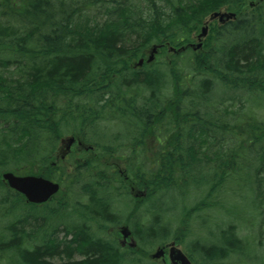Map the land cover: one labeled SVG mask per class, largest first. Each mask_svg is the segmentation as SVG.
I'll return each mask as SVG.
<instances>
[{
    "label": "trees",
    "instance_id": "trees-1",
    "mask_svg": "<svg viewBox=\"0 0 264 264\" xmlns=\"http://www.w3.org/2000/svg\"><path fill=\"white\" fill-rule=\"evenodd\" d=\"M223 8L236 17L213 25L201 51L189 48L184 57L170 50L194 42L206 18ZM154 45L156 63L135 67ZM69 131L84 143L82 159L93 157L100 168L51 173L58 139ZM117 160L128 163L124 174ZM247 169L264 202L263 2L0 0V264L124 260L87 224L67 223L60 237L57 209L27 202L2 179L5 170L65 181L66 188L80 180L97 207L99 190L109 197L146 190L138 250L126 260L159 264L151 251L187 242L193 221L225 208L214 198L236 175L247 179ZM102 212L115 220L112 210ZM236 228L213 240L192 235L187 254L194 264H229L247 247Z\"/></svg>",
    "mask_w": 264,
    "mask_h": 264
},
{
    "label": "rangeland",
    "instance_id": "rangeland-1",
    "mask_svg": "<svg viewBox=\"0 0 264 264\" xmlns=\"http://www.w3.org/2000/svg\"><path fill=\"white\" fill-rule=\"evenodd\" d=\"M259 3H264V0H254ZM221 12H229L226 10V8H223L220 10ZM213 14L209 15L206 18L205 24L203 26L207 29L206 36L202 39L198 38L199 33H201V30L195 33L194 36V43L199 42H206V38L208 37L210 31L213 28V25L220 26L223 24L220 22L219 18H212ZM236 17V16H235ZM203 45L198 48L199 51L203 48ZM152 48L150 47L145 54V59L147 60ZM186 52V56L191 55L189 53V50L184 49L182 50ZM171 52L168 51L167 55H170ZM161 52L157 50L154 53V58L152 60L153 63H156V57L160 56ZM171 60V58H169ZM137 62H135V67H138L136 65ZM148 62L145 64H150ZM218 59L214 60L215 68H217ZM145 66H140V68H143ZM148 67V66H146ZM246 97H243V101L245 103L247 102ZM250 104V102H247ZM237 106H234L233 108H236ZM262 113H260L259 116H261ZM113 133H119V131H112L109 133V139L108 142L110 143L113 139L112 135ZM124 133V132H122ZM72 134L67 132L62 136L60 139H58L57 144V150L55 154H53V158H51L52 162V169L56 177L59 175H62L65 173L72 174L75 170L76 166H88L90 165L91 170H95L97 168H100V165L96 167L95 162L93 161V157H88V161L82 159V156L80 154V150L76 148L77 143L75 146L72 147V149L68 152L67 143L65 140L70 137ZM71 145V144H70ZM120 149H117V153L119 157H121L123 160L125 155L120 154ZM76 155V156H75ZM74 156V157H73ZM93 156V155H91ZM90 160L92 162H90ZM73 161V162H72ZM88 162L93 163L88 164ZM117 163L115 166H118L119 169L124 170L125 166L128 165V163L125 161H116ZM125 165V166H124ZM96 167V168H95ZM248 171L245 172L247 179H242L243 176L236 175V178L232 182L227 181L225 184L224 189L219 193V197L214 198V201L219 200L223 203H225V208H219V207H213L211 209H208L201 214L205 216V218H198L195 219L192 223L191 227V233L187 236V242L191 239V236L193 235V238H197L199 236L201 237H207L206 239L213 240L216 238H220L222 231L229 228L231 225L235 224L237 225V228L235 230L236 236L242 237L245 242L247 243L246 249L243 251V254H235L228 260H226L229 264H236V260L244 259L248 264H264V202L259 199H257L254 196L253 188H254V172L250 169H247ZM6 172H2L3 174ZM125 171L123 172V174ZM253 175V176H252ZM249 176V177H248ZM67 178V177H65ZM87 182H89V179H86ZM75 182H80V180H75L73 182H67L68 184H73L69 188H66V186L63 188V191L61 194H59L56 198L67 201L69 204H62L61 202L57 200H50L46 203H44L45 209L50 208H56L57 211L55 214L53 213L52 219L54 221H57L58 223H54L55 225H58L60 227V230H66L64 226H66L67 223H76V224H87L89 227V230L91 233L95 236H99L105 239L113 240L114 242H121L122 234L120 233V227L122 225L128 224L130 228L133 231V236L135 237V232L138 228H141L142 225H140L143 222L142 214L144 215L146 209L148 208L149 204L144 203V198H135L132 195V192L130 191V194H125L124 197L119 196H110L106 192H103L102 190H99L97 194H101L103 196V205L101 207H97V204L89 202L90 196L85 194L83 192V189L80 188V184ZM230 182V183H229ZM84 184V182H82ZM115 184V183H114ZM116 185V184H115ZM228 185V186H227ZM226 188V190H225ZM144 190V189H142ZM146 191V190H145ZM147 193V192H146ZM86 200L85 203L81 206L78 204V201ZM111 202V205L109 203ZM61 205V206H59ZM112 210L114 213L110 216L112 218L115 217V220H105L103 214V210ZM55 211V210H54ZM131 221V222H130ZM140 225L139 227L135 228L133 226ZM191 225V224H190ZM60 237H63L61 234ZM119 240V241H118ZM178 247L186 251V247H188L187 242H181L177 243L174 241ZM121 248V247H120ZM154 250V249H153ZM152 250V251H153ZM125 251L132 252V248L130 246H126ZM151 251V252H152ZM6 258H3V263L6 262L4 260ZM149 262V261H148ZM147 262V264H149ZM194 262V261H193ZM126 264H130V262H126ZM167 264H171L169 258L167 257ZM245 264V263H244Z\"/></svg>",
    "mask_w": 264,
    "mask_h": 264
},
{
    "label": "water",
    "instance_id": "water-1",
    "mask_svg": "<svg viewBox=\"0 0 264 264\" xmlns=\"http://www.w3.org/2000/svg\"><path fill=\"white\" fill-rule=\"evenodd\" d=\"M215 16H219L220 20H223L226 16L227 18L234 17V13H216ZM207 29L202 30V35H206ZM202 44H199L200 47ZM157 51V46H154L148 57V62L152 61L154 58V53ZM144 59H140L138 64L142 65ZM73 142V140H71ZM5 181L8 185L25 196L28 202L31 203H44L50 199L55 193L58 192L60 186L58 183L51 181L43 176L37 175H16L12 172H6L3 175ZM124 236L129 235L130 231L127 227L123 229ZM132 244H135L133 241ZM165 250L163 248L157 249L151 254L153 258H159L164 256ZM175 255V256H174ZM170 257L174 263L180 264H191L188 257L177 247H172L170 251Z\"/></svg>",
    "mask_w": 264,
    "mask_h": 264
},
{
    "label": "flooded vegetation",
    "instance_id": "flooded-vegetation-1",
    "mask_svg": "<svg viewBox=\"0 0 264 264\" xmlns=\"http://www.w3.org/2000/svg\"><path fill=\"white\" fill-rule=\"evenodd\" d=\"M120 241L121 242H119V243L116 242V244L119 245L122 248V250L120 248H118V247L113 246V248L117 250V251L116 250H113V251H116L119 254L120 257H123L124 260L122 261V263L123 264H126V254H127V251H125V248H126V246H128V245L131 246V245L129 243V239L128 240H124V238H121Z\"/></svg>",
    "mask_w": 264,
    "mask_h": 264
}]
</instances>
